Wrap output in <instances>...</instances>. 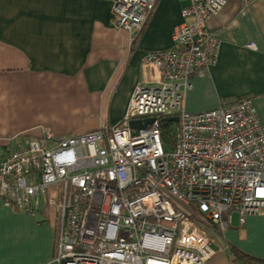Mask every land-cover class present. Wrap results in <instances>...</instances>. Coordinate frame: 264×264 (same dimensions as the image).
<instances>
[{
	"label": "built area",
	"instance_id": "2783aa9c",
	"mask_svg": "<svg viewBox=\"0 0 264 264\" xmlns=\"http://www.w3.org/2000/svg\"><path fill=\"white\" fill-rule=\"evenodd\" d=\"M188 1L173 49L143 58L145 77L119 125L66 138L47 129L0 151L4 206L32 217L57 208L54 264H204L215 251L198 224L224 233L233 213L244 224L264 210V128L252 98L185 109L190 80L218 62L221 42L207 22L226 5ZM157 2L114 0L115 24L132 43ZM171 118L167 148L161 123ZM147 119L135 135L130 122Z\"/></svg>",
	"mask_w": 264,
	"mask_h": 264
},
{
	"label": "crops",
	"instance_id": "0c3cea01",
	"mask_svg": "<svg viewBox=\"0 0 264 264\" xmlns=\"http://www.w3.org/2000/svg\"><path fill=\"white\" fill-rule=\"evenodd\" d=\"M188 2L158 0L132 43L115 24L114 0H0V151L47 129L66 138L119 125L145 77L143 58L173 49ZM207 27L220 55L206 76L190 80L186 111L251 97L264 128V0H226ZM44 222L0 199V264L51 262L53 229ZM198 225L215 251L204 264H251L246 255L264 264V210L244 224L233 213L224 233Z\"/></svg>",
	"mask_w": 264,
	"mask_h": 264
},
{
	"label": "rangeland",
	"instance_id": "374dc122",
	"mask_svg": "<svg viewBox=\"0 0 264 264\" xmlns=\"http://www.w3.org/2000/svg\"><path fill=\"white\" fill-rule=\"evenodd\" d=\"M15 145L16 144H13V146H15ZM53 189H54V187H52L50 189L48 196H50V197L54 198L55 200H57L58 198L53 193ZM45 200H44V203H46ZM36 220L45 221L44 223L48 224L49 226L52 227L51 229H53V231H52V233H53L52 247L54 245V252H53V255H52L53 256V258H52L53 260L51 262L46 263V264H54L53 261L56 258L57 251H58V235H59V222H60V216H59V213L57 212V208L54 207V208L50 209L46 205L45 206V210L41 214H38V216L36 217ZM31 231L34 232L33 230H31ZM54 235L56 236V238H54ZM54 240H55V244H54ZM22 255H24V254H22ZM22 257H24V260H25V255L22 256Z\"/></svg>",
	"mask_w": 264,
	"mask_h": 264
},
{
	"label": "trees",
	"instance_id": "16d2710c",
	"mask_svg": "<svg viewBox=\"0 0 264 264\" xmlns=\"http://www.w3.org/2000/svg\"><path fill=\"white\" fill-rule=\"evenodd\" d=\"M175 126L174 122H162L161 127H162V135H163V140L166 144V147H170L172 142H173V134H172V129ZM236 256V255H235ZM243 260L246 262L249 261L251 264H263V262H258L254 258H251L250 256H242L241 257ZM235 259L242 260L238 257V255L235 257ZM248 263V262H247Z\"/></svg>",
	"mask_w": 264,
	"mask_h": 264
},
{
	"label": "water",
	"instance_id": "95a60500",
	"mask_svg": "<svg viewBox=\"0 0 264 264\" xmlns=\"http://www.w3.org/2000/svg\"><path fill=\"white\" fill-rule=\"evenodd\" d=\"M165 122H177L178 118H171L169 120H164ZM154 122V119H147V120H133L130 122V127L133 129L134 134L137 135L138 131L141 129H146L148 125L152 124Z\"/></svg>",
	"mask_w": 264,
	"mask_h": 264
}]
</instances>
